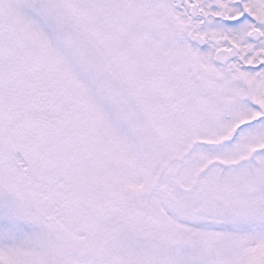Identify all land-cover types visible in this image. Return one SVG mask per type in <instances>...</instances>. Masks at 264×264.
<instances>
[{
	"label": "snow or ice",
	"instance_id": "1",
	"mask_svg": "<svg viewBox=\"0 0 264 264\" xmlns=\"http://www.w3.org/2000/svg\"><path fill=\"white\" fill-rule=\"evenodd\" d=\"M0 264H264V0H0Z\"/></svg>",
	"mask_w": 264,
	"mask_h": 264
}]
</instances>
